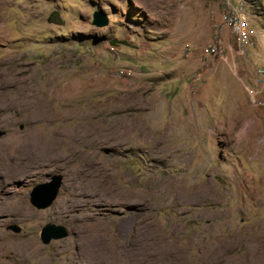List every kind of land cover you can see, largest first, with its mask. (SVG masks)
I'll return each mask as SVG.
<instances>
[{"label": "rangeland", "instance_id": "rangeland-1", "mask_svg": "<svg viewBox=\"0 0 264 264\" xmlns=\"http://www.w3.org/2000/svg\"><path fill=\"white\" fill-rule=\"evenodd\" d=\"M262 29L264 0H0V264H264Z\"/></svg>", "mask_w": 264, "mask_h": 264}, {"label": "water", "instance_id": "water-1", "mask_svg": "<svg viewBox=\"0 0 264 264\" xmlns=\"http://www.w3.org/2000/svg\"><path fill=\"white\" fill-rule=\"evenodd\" d=\"M100 16L95 17V24L103 27L106 20H100ZM5 135L4 131H0V138ZM63 183V176L58 174L50 178L46 183L36 185L31 193V204L37 209H46L50 207L57 199ZM15 233H20L21 228L17 225L10 226ZM68 236L66 227L53 223H47L41 229L40 239L43 244L48 245L52 240L63 239Z\"/></svg>", "mask_w": 264, "mask_h": 264}, {"label": "built area", "instance_id": "built-area-1", "mask_svg": "<svg viewBox=\"0 0 264 264\" xmlns=\"http://www.w3.org/2000/svg\"><path fill=\"white\" fill-rule=\"evenodd\" d=\"M244 14L237 13H231V14H227L225 16V20H226V24L230 27L232 33L234 34V36L237 38L238 42L240 45L242 46H247V45H253L252 43V39L250 38V32L249 29H247V22H244L243 18ZM261 32L264 35V29L261 30ZM223 45L222 44H215V45H211L207 48L206 52L208 54H212V55H220L224 52L223 49ZM261 72L263 73L264 70H261ZM264 105V102H263Z\"/></svg>", "mask_w": 264, "mask_h": 264}, {"label": "bare ground", "instance_id": "bare-ground-1", "mask_svg": "<svg viewBox=\"0 0 264 264\" xmlns=\"http://www.w3.org/2000/svg\"><path fill=\"white\" fill-rule=\"evenodd\" d=\"M125 94H126V93H125ZM125 96H126V95H125ZM122 98H123V97H122ZM128 98H129V97H128ZM129 99H130V98H129ZM122 100H123V99H122ZM125 100H126V99H125ZM125 100H124V101H125ZM130 100H131V99H130ZM121 102H122V101H121ZM121 102H120V104H122ZM125 105H126V104H125ZM128 106H129V105H128ZM127 108H128V107H127ZM70 110H71V109H70ZM72 110H73V109H72ZM74 110H75V109H74ZM78 110H79V109H78ZM79 111H81V109H80ZM82 111H83V110H82ZM82 111H81V113H82ZM88 111H90V110H88ZM44 112H45V111H44ZM48 112H49V111H48ZM69 112H70V111H69ZM69 112H66V113H69ZM52 113H53V112H52ZM56 113H57V112H56ZM56 113H55V115H56ZM74 113H75V112H74ZM93 113H94V112H93ZM75 114H76V113H75ZM83 114H84V113H83ZM41 115H42V114H41ZM39 116H40V115H39ZM44 116H45V115H44ZM46 116H47V115H46ZM81 116H82V115H81ZM84 116H85V115H84ZM84 116H83V117H84ZM91 116H92V115H91ZM88 117H89V116H88ZM84 118H85V117H84ZM86 118H87V117H86ZM38 150H39V148H38ZM28 152H29V151H28ZM35 152H36V151H35ZM43 152H44V151H43ZM50 152H51V151H50ZM46 157H47V156H46ZM49 157H54V156H53V152L49 153ZM0 185H1V184H0ZM101 186H102V185H101ZM94 187H95V186H94ZM101 191H102V192H101ZM100 192H101V195H102V196H103V195L106 196L107 194H111V193H114V194H115L114 191H111V190H104V189H101ZM99 194H100V193H99ZM117 194H118V193H116L115 195L117 196ZM119 194H120V193H119ZM119 194H118V195H119ZM102 196H101V197H102ZM120 196H121V194H120ZM103 197H104V196H103ZM103 197H102V198H103ZM116 198H117V197H116ZM3 203H4V202H3ZM12 203H13V202H12ZM0 211H1V210H0ZM131 241H132V240H131ZM127 244H129V243H127ZM130 244H131V243H130ZM127 246H130V245H127ZM131 246H132V245H131ZM78 247H79V246H78ZM150 248H151V247H149L147 250L150 251ZM92 249H93V248H92ZM222 249H223V248H222ZM140 250H141V249H139L138 251H140ZM223 250H224V249H223ZM86 251H87V250H86ZM149 251H148V252H149ZM89 252H90V251H89ZM91 252H92V251H91ZM80 253H81V252H80ZM149 253H150V254H149ZM149 253H147V252H143V251H140L138 254H137V253H133V254H131L130 256H132V257H133V256H135V257H136V256H139V257H140V256H149V255L151 256V251H150ZM223 253H224V252L221 250V252L219 253L218 257H219V256H222ZM2 254H3V253L0 252V256H1ZM82 254H83V253H82ZM110 255H111V254H110ZM113 255H114V254H113ZM123 256H124V255H123ZM89 257H91V259H93L91 253L89 254ZM96 257H97V256H96ZM82 258H83V257H82ZM98 259H100V258H98ZM259 259H260V258H254V257H252V258H249L248 260H246V263H247V264H260ZM83 260H85V259H83ZM140 260H141V259H140ZM261 260H262V259H261ZM86 261H87V260H85L84 262H86ZM117 262H118V261H117ZM261 262H262V261H261ZM120 263H121V261H120ZM129 263H130V262H129ZM134 263H135V262H134ZM116 264H117V263H116ZM123 264H124V263H123Z\"/></svg>", "mask_w": 264, "mask_h": 264}, {"label": "flooded vegetation", "instance_id": "flooded-vegetation-1", "mask_svg": "<svg viewBox=\"0 0 264 264\" xmlns=\"http://www.w3.org/2000/svg\"><path fill=\"white\" fill-rule=\"evenodd\" d=\"M59 240H60V239H59ZM52 241H57V240H52ZM52 241H51V242H52Z\"/></svg>", "mask_w": 264, "mask_h": 264}]
</instances>
